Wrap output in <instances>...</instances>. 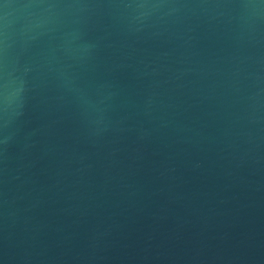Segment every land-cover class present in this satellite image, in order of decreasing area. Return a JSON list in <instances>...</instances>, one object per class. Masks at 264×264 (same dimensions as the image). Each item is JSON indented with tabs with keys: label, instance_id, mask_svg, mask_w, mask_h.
<instances>
[{
	"label": "water",
	"instance_id": "water-1",
	"mask_svg": "<svg viewBox=\"0 0 264 264\" xmlns=\"http://www.w3.org/2000/svg\"><path fill=\"white\" fill-rule=\"evenodd\" d=\"M0 264H264V0H0Z\"/></svg>",
	"mask_w": 264,
	"mask_h": 264
}]
</instances>
